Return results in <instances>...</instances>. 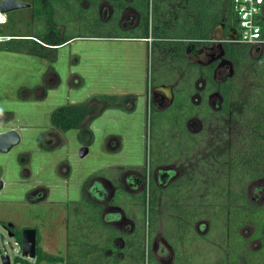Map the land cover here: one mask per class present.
<instances>
[{"label": "rangeland", "instance_id": "rangeland-1", "mask_svg": "<svg viewBox=\"0 0 264 264\" xmlns=\"http://www.w3.org/2000/svg\"><path fill=\"white\" fill-rule=\"evenodd\" d=\"M69 3L73 5L72 0ZM74 6L72 15L63 12L51 17L52 22L66 29L67 35L80 37L61 47L53 63L8 50L9 43L0 45V124H8L9 128L15 124L22 129V143L9 154H0L6 182L0 192V264L4 254L11 258V264H21L16 258L23 257L21 247L9 237L3 223L17 230L27 226L40 229L44 260L39 264H52L56 257L63 260L59 264H247L242 241H247L248 250H259L260 240H252L259 225L252 222L236 227L241 204L231 203L225 189L238 193L241 186L231 179L223 180L224 162L217 166L206 160V149L211 148L213 136L219 135L216 115L208 118L209 125L199 120L185 121L201 109L191 105L189 98L184 106L179 98L176 104L180 106L166 108L173 100V88L185 89L192 84L194 90H199L204 88V79L181 69L176 76L178 67L168 62L170 55H157L152 39L112 38L139 35L138 15L131 7L126 11L120 7L112 16L107 1L100 4L99 12L92 7L86 15L83 9L87 5ZM177 16L178 12L169 21ZM3 18L8 22L0 25V40L10 38L3 35L44 31L34 22L31 10L13 11ZM87 18L95 20L84 22ZM213 39V46L194 48L186 55L189 63L201 65L221 59L216 79L223 81L233 70L222 59V27L214 31ZM160 60H166L167 67ZM152 73L159 76V87H150ZM96 95H135L137 110L128 113L109 109L94 121L91 129L95 142L89 155L80 158L78 131L63 134L53 129L51 115L62 106L81 104ZM182 95L187 97L186 92ZM191 98L197 104L202 99L194 92ZM220 102L216 93L209 99L214 110L220 108ZM150 103L161 110L152 113ZM202 109L207 116V110ZM205 125L213 127L208 136L203 133L196 140L190 135L201 133ZM41 133H52L51 148L64 145L43 152L36 145ZM112 134L118 136L108 143ZM59 163L65 164L57 166ZM70 166L74 170L71 179ZM121 168H126L121 179L129 190L121 188L110 204L113 187L107 178L118 177ZM149 176L155 188L151 192L149 185L148 194L139 192L143 185L140 179L145 187ZM89 177L100 188L104 211L102 206L96 208L82 200L81 195L93 192L89 181L83 187ZM37 185L42 187L32 189ZM155 191H161L162 196L154 218L150 202ZM247 201L264 207V179L249 183ZM151 223L156 224L152 231ZM114 227L134 232L115 234L119 238L114 244L110 241ZM171 248L181 251L177 259ZM29 261L37 264L36 259Z\"/></svg>", "mask_w": 264, "mask_h": 264}, {"label": "trees", "instance_id": "trees-1", "mask_svg": "<svg viewBox=\"0 0 264 264\" xmlns=\"http://www.w3.org/2000/svg\"><path fill=\"white\" fill-rule=\"evenodd\" d=\"M31 1L33 2L34 22L41 24L44 31L25 36L3 35L4 38L10 37L0 41V45L9 43L8 50L26 52L29 55L44 58L53 63L57 60L58 51L61 47L80 37L67 35L66 29L52 22L53 18L51 19V17H58L63 12L72 15L75 4L77 6L87 5V8H82L85 11L84 15L92 7L95 8L97 13L100 4L107 1L113 9V15L120 7H122V10L131 7L139 18L136 26L138 36H112V38L152 39V48L157 51V55L159 54L161 57L160 52L170 55L168 62L174 64L175 68L178 67V71H174L176 76H178L181 69L182 72L188 71L195 75L196 79L199 77L204 79L205 90L200 94L202 97L200 104L192 101L191 95L193 92L195 94L199 93L197 89L194 90L191 81V85L188 86L189 84H187L185 89L174 88L173 101L166 108L168 110L170 107H175L174 104L179 98H182V101L180 100L181 106H184L185 101H188L189 98L191 105L197 108L201 107V109L199 112L191 113L187 119H184L185 121L190 122L191 119L198 117L201 122H207L209 125L208 118L212 114L213 116L216 115L219 135L218 137L213 136L214 142L210 149H206L208 158L205 159L210 161L212 165L217 166L224 162L225 177H223V180L231 179L241 186V191H238V193L237 191L233 193L234 190L224 188L229 194L231 203L236 201L237 204H241L239 206L240 212L235 217L236 227L247 223H256L259 226L252 240L259 239L261 242V248L252 251L245 247L247 241H242L243 255L249 259L247 264H264V207H256L247 201L249 183L253 180L264 179V46L257 48L258 52L256 53L254 46L237 42V39L232 36L238 29V18L234 11L233 0H72L73 5L69 3V0ZM177 12L178 16L169 21V18L175 16ZM90 20H95V18H87L84 22ZM259 24L262 26L264 37V17ZM219 26L223 27L225 36L229 37L228 41L224 42L222 46L224 59L231 64L233 70L231 76L223 81L216 79L217 61L204 66L198 63H189L186 55V52H192L194 48L198 49L211 45L213 32ZM168 62L160 60L161 65H166V67ZM52 74L58 79L54 72ZM151 84V88L159 87L161 84L156 73L154 75L152 73ZM184 92L187 93V97L182 95ZM214 93L218 94L221 100L220 108L217 110L212 109L209 105L210 95ZM137 106L138 98L135 95H96L84 103L62 106L56 109L51 115V125L53 129L63 134L77 130L80 143L91 147L94 144V133L90 128L94 121L109 109L133 113L137 110ZM202 108L207 110V116L204 115V109ZM160 110L150 103L149 111L154 113ZM176 118H181L180 113L176 114ZM208 125L203 126L201 133H190V135H194L196 140L202 138L203 133L208 136L212 133V126L209 127ZM38 142L43 145L42 139H39ZM63 145L64 143L55 147V149ZM125 170L126 168H121L118 177L107 178L116 189L115 195L110 201L111 204H113L118 191L124 188L121 172ZM143 170L146 172V168ZM181 181L182 184L185 183L183 179ZM149 185L152 192L156 183L153 179H149V183L143 188L144 194H148L147 186ZM176 185L180 184L177 183ZM159 190L164 189L160 188ZM161 191H155V195L151 196L150 214L154 218L157 216L158 201L162 196ZM82 200H88L91 206L96 208L102 206L101 208L104 211L103 204L88 198L87 195L83 194ZM155 227L156 224H150L151 231ZM114 228L116 230L110 232L113 233L110 241L116 244L119 237H116L115 234L128 232ZM133 232L134 230L130 233ZM150 244L151 242L148 245L149 256L152 253ZM102 249L106 250L105 248ZM173 250L177 259L178 253L181 251L178 249ZM43 260L42 254L38 253L37 264ZM16 261L21 264H32L28 259L17 258ZM61 261H63L62 258L56 257L51 262L60 263Z\"/></svg>", "mask_w": 264, "mask_h": 264}, {"label": "flooded vegetation", "instance_id": "flooded-vegetation-1", "mask_svg": "<svg viewBox=\"0 0 264 264\" xmlns=\"http://www.w3.org/2000/svg\"><path fill=\"white\" fill-rule=\"evenodd\" d=\"M0 1H2V0H0ZM19 1H21V2H23V3H27V4H29V5H31V7L30 8H26L27 10H31V12H32V9H33V2L31 1V0H19ZM112 8V7H111ZM127 8H129V7H127ZM127 8H125V10L124 11H126V9ZM22 10V9H21ZM113 10V9H112ZM15 12V11H14ZM113 12V11H112ZM10 13H12V12H10ZM9 14V13H8ZM1 15L3 16L4 14H2L1 13ZM5 15H7V14H5ZM112 15H113V13H112ZM112 17V16H111ZM6 19V18H5ZM138 20H139V18H138ZM7 21V20H6ZM219 27H222V26H219ZM218 28V27H217ZM216 28V29H217ZM215 29V30H216ZM222 29H223V27H222ZM213 34H214V32H213ZM223 35H224V40L221 42V47H222V50H223V46H222V44L224 43V42H226V41H228V38L229 37H226L225 36V34H224V31H223ZM213 36V35H212ZM233 37H236V33L235 34H233L232 35ZM132 40H150V39H132ZM213 42H214V39H213ZM213 42H212V44L211 45H209V46H204V47H211V46H213ZM203 48V47H202ZM198 49H201V48H198ZM222 59L223 60H225L224 59V51H223V56H222ZM213 61H217L218 62V68H219V66H220V64H221V59H219V60H213ZM213 61H211L210 63H212ZM226 61V60H225ZM228 62V61H227ZM210 63H208V64H206V65H204V66H207V65H209ZM218 70V69H217ZM204 90H205V85H204V88H201V89H199L198 90V95H200V94H202L203 92H204ZM173 91H174V88H173ZM173 91H172V94H173ZM215 94V93H214ZM213 94H211L210 95V97L212 96ZM173 97H174V94H173ZM200 97H201V95H200ZM210 99V98H209ZM173 101V100H172ZM201 101H202V99H201ZM201 101H200V103H201ZM172 103V102H171ZM171 103H170V105H171ZM200 103H198V104H200ZM197 104V103H196ZM169 106V105H168ZM193 120H199L198 119V117H196V118H193V119H191L190 121H193ZM200 121V120H199ZM201 122V121H200ZM0 123H1V119H0ZM3 123V122H2ZM3 124H0V126H2ZM50 134H52V133H41L37 138H36V145L40 148V150H42L43 152H52V151H55L56 149L55 148H51L53 145H52V143H53V140H52V138H51V136H50ZM22 136V135H21ZM39 139H42V142H43V145H40L39 144V142H38V140ZM22 143V142H21ZM84 145H81V147H83ZM9 154V153H8ZM20 157L22 158V155L21 156H19V160H21L20 159ZM61 164H65V163H59V165L58 166H60ZM142 172V171H141ZM4 176H5V171L3 170V168L1 167V164H0V180L1 181H3V183H4V187H3V189L5 188V185H6V182L4 181ZM144 178V177H143ZM150 179H152V177L150 176ZM154 180V179H153ZM90 182V177L88 178V179H86L85 181H84V183H83V187L85 186V184L87 183V182ZM92 182H94V181H91L90 182V184H93V185H91V190H93V192H91L89 195L90 196H88L90 199H92V200H94V201H96V202H98V203H100L101 202V199H102V197H101V195L99 194V191H100V188L99 187H95L96 185H94L95 183H92ZM139 182H141V184L143 183V185H141L142 187H140V184H138V187H140V190H139V192H141L142 190H143V188H144V182H143V179H140V181ZM110 184H111V186L113 187V195H112V197H111V199L113 198V196L115 195V191H116V189H115V187H114V185L112 184V182L110 181ZM122 185H123V187L125 188V190H129L127 187H126V185L124 184V182L122 181ZM94 186V187H93ZM41 188L42 187V185H37L36 187H33L32 189H35V190H37L38 188ZM93 187V188H92ZM3 189L2 190H0V192L1 191H3ZM83 189V188H82ZM39 190V189H38ZM138 192V193H139ZM81 196H83V195H81ZM111 199L109 200V203H110V201H111ZM111 204V203H110ZM113 207V206H112ZM116 207V206H115ZM114 208V207H113ZM3 227L7 230V232L9 233V237H12V238H14L15 240H16V245H19L20 247H21V252H22V246H23V232H24V230H27V229H35V230H37V257H38V253H41L42 254V252H43V249L41 248V246H40V240H41V231H40V229L39 228H35V227H29V226H27V227H24L23 229H21V230H17L15 227H13V226H10V225H7L6 223H3ZM120 230V229H119ZM124 232V231H123ZM126 232V231H125ZM132 232V231H131ZM128 233H130V232H128ZM20 239H21V241H20ZM172 250H173V248H171ZM4 255H6V254H4ZM17 258H21V259H26V258H24V257H17ZM16 258V259H17ZM28 260H31V259H28ZM55 263V262H54ZM57 263V262H56ZM53 264V263H52ZM59 264V263H58Z\"/></svg>", "mask_w": 264, "mask_h": 264}, {"label": "water", "instance_id": "water-1", "mask_svg": "<svg viewBox=\"0 0 264 264\" xmlns=\"http://www.w3.org/2000/svg\"><path fill=\"white\" fill-rule=\"evenodd\" d=\"M31 5L19 0H2L0 1V13L8 14L13 11L30 8ZM22 142L21 133L15 129L0 134V154H8ZM90 153L89 146H83L80 149V158H85ZM4 187L3 181L0 180V190ZM22 256L24 258H37V230L27 229L23 232ZM1 264H11V258L8 255L1 257ZM58 264V263H53Z\"/></svg>", "mask_w": 264, "mask_h": 264}, {"label": "built area", "instance_id": "built-area-1", "mask_svg": "<svg viewBox=\"0 0 264 264\" xmlns=\"http://www.w3.org/2000/svg\"><path fill=\"white\" fill-rule=\"evenodd\" d=\"M233 6L238 18L236 41L263 47V29L259 23L264 17V0H233ZM5 23L6 19L0 13V25Z\"/></svg>", "mask_w": 264, "mask_h": 264}, {"label": "crops", "instance_id": "crops-1", "mask_svg": "<svg viewBox=\"0 0 264 264\" xmlns=\"http://www.w3.org/2000/svg\"><path fill=\"white\" fill-rule=\"evenodd\" d=\"M138 41H142V40H138ZM14 123V122H13ZM95 122H93L92 123V125L94 124ZM92 125H91V127H92ZM13 129H15V130H17V131H19V132H21L22 131V129L20 130V128L18 127V126H16L15 124H13V126L11 127V128H9L8 127V124H3L2 126H0V134H2V133H4V132H7V131H10V130H13ZM91 129V128H90ZM92 130V129H91ZM93 133H94V130L92 131ZM113 136H118V135H110L108 138H107V142L109 143L110 141H112L114 138H113ZM94 138H95V136H94ZM121 138V137H120ZM94 142H95V139H94ZM57 166H58V164H57ZM71 167V172H70V170H69V172H70V179H71V177L74 175V170H73V166H70ZM69 180V179H68ZM69 182V181H68Z\"/></svg>", "mask_w": 264, "mask_h": 264}]
</instances>
